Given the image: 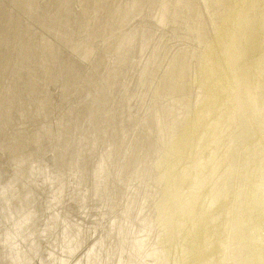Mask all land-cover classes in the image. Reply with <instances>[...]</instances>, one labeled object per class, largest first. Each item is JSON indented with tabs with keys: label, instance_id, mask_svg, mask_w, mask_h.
Returning a JSON list of instances; mask_svg holds the SVG:
<instances>
[{
	"label": "bare ground",
	"instance_id": "6f19581e",
	"mask_svg": "<svg viewBox=\"0 0 264 264\" xmlns=\"http://www.w3.org/2000/svg\"><path fill=\"white\" fill-rule=\"evenodd\" d=\"M123 3H124L126 23H123L124 20L122 16L124 15L122 14V16H120L118 20L120 21L119 25L117 26L116 30L114 29L113 36L112 34L109 35L110 40L100 35H97V38L99 37L101 40L100 42L103 43L102 44L103 49H101L100 53L103 52L110 45H113L115 41H118L119 43L131 42L130 45H128V49L125 51V53L126 54L130 53L129 55L133 54L132 57L133 62L129 63V66L134 67L136 69V73L133 76L131 75L129 78L130 81L135 84V90L133 91L132 98L133 101L136 102L135 105H140V109H142L143 112L142 115L143 116L146 115L147 118L149 119V123L146 125V127L140 130L138 133H136L134 141L131 143V145L127 149L126 155L121 160L122 166L127 167L124 170L125 176H123V179L121 180V182H123L124 184L123 204L127 201L125 203V205L127 206L124 208L118 207L117 210L110 215L109 217L111 218L110 223H108V225H106L105 228L102 229L103 232H106L104 234L105 239L104 241L99 242L97 244L98 247L102 244L100 246L101 247L100 251H103L102 255L97 254V256L94 259L91 258L95 249L92 248L91 251L88 250L86 252L85 244H81L71 252V245L74 244V242L72 241L68 243L66 241V237L70 233L79 230L78 228L81 225L84 215L82 218H79L77 216L62 218L61 213L65 214L66 211H69V213H77L76 211L78 209L84 211L87 207H89L90 182H89V186L85 189L76 188V187L75 189H73L71 188V186L76 185L78 181L81 180L83 175L82 166L87 164L88 162H90V165H93L95 158L93 156L94 153L92 147L89 145L87 141H85V143L83 144L75 143L73 150L68 151L70 146L66 145L67 141L66 140L60 141L61 139L65 138V136L59 135L54 137L52 139V141L54 142V145L52 146L53 150L48 152V154L51 155V157H49L50 159L48 158L43 160V165H41V163L37 160V158H35L34 164L36 168L35 169L36 174L30 173L29 175H27L28 173H25L26 176L28 177L27 179L30 180V183L33 182L35 184L36 189L48 194L47 205L51 206L54 210V212L51 215H48L50 218H52L50 222L45 223L43 225L41 220H39L36 229L33 230L36 238H39L40 241L42 242V246L45 248L47 254L41 256L39 254H36L34 255L35 257H31L25 260H19V264H39V261L42 262V264L44 263L55 264L58 260H60L62 264H111L113 257L116 255L118 257L119 254H125V255L124 257L121 258V261L117 262L116 264H180V261L182 263L183 261V258L181 257L182 255L181 254L177 255L176 252L177 251L176 249H179V246L177 247L175 245H180L181 248L182 246L183 248H185V246L182 244H185L187 242H184L185 240L183 237H182L183 240L181 237H178L177 236L178 233H175L176 235L173 234L174 232L173 226H172L173 229L172 231V229L170 228L171 222L169 218H167L166 216L167 215L166 212L169 210L168 208L171 200V197L169 198L171 187L169 186L173 184L174 181H175L176 189H175V195L173 194V196H175V198L177 199H179L178 197H180V195H178L179 193L181 194L182 197L185 196L184 193H182L179 190V186L181 184H184V181L180 175H177L178 173L181 172V165H182L181 163L185 160L184 163L185 166L186 165H188L189 167L193 166L194 168L192 169H194L195 171L196 170L201 171L206 176V178L209 177L210 181H215L217 176L215 175L214 177V173L217 172V167H218L217 162H221L224 164V159L222 160L220 156L227 143L226 139L228 138V134L230 132L229 131L230 126L234 125L235 123L234 118L237 115V112L239 111L240 104L241 103L246 104V101L247 102L249 101L254 111L259 112L261 114L264 113V0H175V2H172V0H123ZM152 5H154L155 9L157 8L158 11L160 10V13L156 14L157 16L154 15L155 14L154 12L153 15L148 14L149 12L147 13V11H149ZM80 7H81L80 9L82 10L79 12L82 14L84 18H86L83 11L84 10L86 11L87 8L85 9V7H82V3ZM4 14L5 13L3 14L0 13L1 16H3ZM103 15L105 20L109 19L106 13H104ZM147 19L155 24L154 27L156 28L155 30L157 32V33L153 32L155 36L158 34L159 36L164 37L165 35L163 34L164 32H168V30L169 31L172 30L174 32V36H177V40H179V43L181 44V47L179 49L177 50L174 49L175 51H169L170 54L168 53V51L166 52V54L163 52L164 53L163 56L160 59H157L158 62L154 57H151V55L150 58L148 59L142 60L143 57L140 59V56L142 55L144 49H147L146 47H149V44L153 42L151 37H149L150 35H148L149 29L145 28L146 23L144 22H147ZM208 22L212 24L213 26L212 31L215 34L214 36L215 39H213L211 43L209 42L210 40L209 36H213V35L209 28ZM248 31H249L248 38L246 39L247 35L245 34ZM138 33L140 34L139 35L140 37L145 39L144 42H142L141 44L136 43L135 41L136 38H138L137 37ZM128 36H130L131 38ZM167 40H169V38H167ZM41 42H40V46H41ZM244 45L246 47L245 52L246 53L249 52L253 56L252 60L249 61L247 66H246V62L244 65H242L239 62L241 60L239 56L242 55ZM134 47L137 48V56L135 55L134 52H131L132 48ZM167 48L169 47H166L165 50H167ZM110 51L111 50H109L108 53H110ZM171 52L174 53L172 54ZM41 53L47 56V57L43 56V61H41V65H43L50 61L52 55L49 54L50 51L48 52L43 51ZM25 57L26 56L22 55L21 60H23ZM28 67L30 68L29 61L28 62L25 61L20 63L19 69L24 70V69H28ZM116 67L118 69V63ZM244 68L246 69L244 70ZM45 71L49 72L48 69H45ZM109 78L110 76L108 74L106 78V81L109 86L108 93L109 96L112 97L115 93V90L117 95L119 94V86L114 84L113 82H110ZM239 98L240 100L243 99L242 102L239 100ZM11 100L15 108L14 110L20 111L21 104H17L13 98H11ZM85 103L86 101L79 105H70L68 107L66 106L67 116L62 118V120L69 123L71 120L70 113H72L75 116L74 110H76L80 105H83ZM250 105H248V107L251 108ZM42 109L43 107L40 106L39 104L35 107H30V112L28 116L29 119H31L32 117L39 116L40 113L42 112ZM21 112L23 115L22 117H24L25 114L27 115L28 113L26 108H23ZM61 112L64 111L62 110ZM256 112L253 113L255 114ZM42 121L44 127H46L45 117L42 118ZM94 122L97 123L96 121ZM59 124H61L60 129L65 128L67 126V125H63L62 123ZM99 125L100 124H98L97 127L94 124V129H99V131L104 130L105 133L103 131L102 133H103V138L105 139L106 142L101 141L100 132H95V137L93 138L92 145L97 146V144L101 142L104 144V147L108 146L109 145L108 133L110 130V124L104 123V125L101 127H99ZM37 126L38 129L41 127L40 124H38ZM251 129L254 128L251 127ZM261 140L262 138L260 139V141ZM228 146L229 145H227V147ZM262 146H264V144ZM110 156L113 157V154L111 152H110ZM190 160H192L193 163H191ZM14 161L19 162V159L14 158ZM28 161H30L32 164L33 157H29ZM60 164H63L62 168L54 174L51 173V171L47 172V170H45V168L48 169L47 168L48 166L54 167ZM257 168H255V170ZM192 169H185V170L182 169V170L183 172L189 174L191 173ZM258 172H260V169L259 171H257V174L259 175ZM60 173H61V177H60L61 182L58 184L57 183V180L59 179L58 174ZM257 174L255 176H257ZM252 175H254V172L252 173ZM263 175H261L262 178H264ZM91 176L92 173H89L88 176L89 179H91ZM33 177H36L37 180H34ZM260 178H258L257 183ZM255 179H253V181H255ZM178 180H180V183L181 182L182 183L178 184L177 183ZM118 181H119V177L117 182ZM244 182H246V180ZM206 183L207 181L205 182V184ZM247 184L248 183L246 182L245 185ZM191 188L194 189V187ZM248 188L247 191H249ZM197 192H195V194ZM251 192L252 191L250 188V191L248 193ZM256 193L257 191L255 192V194ZM258 193L259 194L257 195L261 196L262 192H258ZM241 194L244 195V193ZM252 194L250 195L248 194V196H246L247 201L249 196L251 200ZM257 195L255 196L256 200H258ZM233 196H235V194ZM58 197H59V201H57ZM71 198L73 199L71 200ZM262 198L264 199L263 196ZM255 199L252 200L255 201ZM181 200L182 199H180V201ZM230 203H228V205L230 206L234 204V203L232 204ZM250 203L251 202H249V204ZM256 204L258 203H255V205ZM206 206L208 205L206 204ZM252 206L254 207V205ZM257 206L260 205L258 204ZM240 207L243 208V206L241 205ZM245 207L247 208V206L244 205L245 213L242 211V209L240 212L246 214V212L249 210L245 209ZM230 208H228V210ZM250 208L252 209V207ZM255 208L256 206L254 207V209ZM254 209H252V211ZM256 209H259V207H257ZM259 210H255L253 212L258 211V214H261L262 212L261 210L260 211ZM217 211L220 212L219 210ZM232 211L234 212L233 209ZM215 212L216 210L210 213H215ZM227 213L229 214V212H226L225 214ZM225 214L224 216L223 214L221 215L225 217ZM230 214H232L231 211ZM240 214L242 215V213ZM255 214H257V212ZM41 216L39 219H41ZM214 216H216V214H214ZM205 217L208 218L207 216ZM244 217H246V215ZM225 218L223 220H225ZM227 218L229 220L228 215ZM231 218L230 220L234 219ZM240 218H238V220ZM243 218L242 220H244ZM56 219H62L63 222L62 230H56L54 228L53 221ZM215 220L216 219H214V221ZM228 220H225L224 228L227 227L228 224H226V222ZM230 220L227 223H230L231 222ZM251 220L253 224L254 222H256L254 219ZM208 221L207 223H209ZM207 223L206 226H208ZM213 225H211V227H213L214 229ZM231 227L233 231H235L234 229L237 226H234L235 228H233V226ZM201 229L202 228L200 227V230ZM224 230L227 229H223L222 233L224 232L226 233V231ZM207 232L209 231L207 230ZM227 232L229 231L227 230ZM202 233H203V229H202ZM20 234L24 235L22 240L23 243L25 244V247L26 246L32 247L31 239L26 232V228H24ZM227 234L229 233H226V236ZM235 234L234 237H236ZM185 235L186 234L184 232V237H186ZM200 235L203 236V234L201 233L198 236ZM211 235L209 236L212 238ZM254 235H252L253 237L251 236L249 237L251 239L252 238L254 239V237H256ZM8 237L9 236H5L3 239H0V248H2V252L8 250L6 249ZM177 237L179 241H177ZM197 237L195 238V240L197 239ZM229 238H227V240H229ZM250 238L249 239L247 238L248 241L250 240ZM202 240L204 239H201V243L203 244L204 241L202 242ZM188 241L190 242L189 239ZM239 241L242 240L238 239V242ZM248 241L246 242V244L250 243V241L249 242ZM201 243L199 242L198 244ZM241 243L243 244L244 242ZM195 244L197 245V243ZM205 244L206 242L204 243V245ZM188 246L191 247V244L189 243ZM222 246L225 247L223 244ZM190 247L188 248L189 250L192 249ZM13 248L15 247L13 246ZM252 248H254L255 250L258 249L255 248L254 246H252ZM252 248L250 246L251 250ZM127 249L131 250V254L135 256V260H132L131 257L127 253H125ZM226 249L228 250V248ZM180 250L181 249H179L178 252ZM183 250L185 251V249ZM189 250L188 253L192 252ZM212 250L215 251L214 249ZM241 250L242 247L240 251ZM91 252L92 254H90ZM204 252L206 251L204 250ZM228 252L229 251H227L226 253ZM214 253L211 254L214 255ZM248 253L250 254V252ZM174 254H176V256ZM241 254L243 253L241 252ZM226 255L228 254H225V256ZM185 256L183 254V257L185 259L184 262L186 263V259L189 258L190 256L189 257H185ZM200 256L202 255L200 254L197 257ZM85 257L88 258L85 259ZM72 258H75L76 260L73 261L70 260ZM90 258L93 259L91 262H89ZM227 258L225 260H227ZM217 259L219 258L217 257ZM256 259L257 258H255V260ZM188 260L190 261L191 259H187V261ZM203 260L202 261L200 260V263L205 261ZM222 260H224V258ZM191 261H196V259ZM230 261L231 260L229 258V261L227 260V262ZM256 262L258 261L256 260ZM200 263L198 262L197 264Z\"/></svg>",
	"mask_w": 264,
	"mask_h": 264
},
{
	"label": "water",
	"instance_id": "95a60500",
	"mask_svg": "<svg viewBox=\"0 0 264 264\" xmlns=\"http://www.w3.org/2000/svg\"><path fill=\"white\" fill-rule=\"evenodd\" d=\"M81 3L87 8L83 11L86 19L76 6L80 7ZM0 11L5 13L0 15V239L9 236L8 250L2 252L0 248V264H19V260L47 254L33 230L39 220L43 225L50 222L52 218L48 215L54 210L47 205L48 194L36 189L25 173L36 174L35 158L43 165L48 152L53 150L52 139L59 135L65 136L60 141H67L68 151L73 150L75 143L87 141L94 153L93 165L90 162L83 165L81 180L71 186L85 189L90 182L89 207L84 211L78 209L77 213H61L62 218H82L84 215L79 230L67 235L66 241L74 242L71 252L81 244H85L86 252L95 249L93 254L90 253L94 259L97 254L102 255V244L99 247L97 244L105 239L106 232L102 229L110 223V215L118 207L127 206V201L123 204L124 184L121 182L127 167L122 166L121 160L136 133L149 123L147 116L142 115L140 105H135L132 98L135 84L129 78L136 69L129 66L133 54L125 53L131 42L115 41L101 53L97 48V35L110 40L109 35L113 36L122 14L123 23H126L123 0H0ZM104 13L108 20L103 18ZM146 27L149 28L148 23ZM139 35L135 41L141 44L145 39ZM73 45L77 49H71ZM42 50L50 51L52 55L43 65V56H47L41 53ZM131 52L137 56V48H132ZM22 55L26 56L23 60ZM20 60L29 61L30 68L19 70ZM108 74L109 81L119 86V94L115 90L112 97L108 93ZM11 98L21 104L19 114L14 110ZM85 101L74 110L75 116L70 113L69 123L62 120L67 116L66 106ZM38 104L43 107L42 112L29 119L30 107ZM23 108L28 112L24 117ZM59 123L67 126L60 129ZM104 123L110 124L109 145L104 147L99 142L98 147L93 146L95 132H100L101 141L106 142L104 130L94 129V124L101 127ZM38 124L41 125L39 129ZM29 157H33L32 164ZM62 166H48L45 170L54 174ZM89 173H92L91 179ZM58 177L59 184L61 173ZM33 179L37 180L36 177ZM53 226L62 230V219L54 220ZM24 228L32 247H25L23 243L24 235L20 233ZM125 253L135 260L131 250L127 249ZM124 255L114 256L111 264L121 261ZM91 258L89 262L93 260ZM55 264L62 262L58 260Z\"/></svg>",
	"mask_w": 264,
	"mask_h": 264
},
{
	"label": "rangeland",
	"instance_id": "374dc122",
	"mask_svg": "<svg viewBox=\"0 0 264 264\" xmlns=\"http://www.w3.org/2000/svg\"><path fill=\"white\" fill-rule=\"evenodd\" d=\"M32 2V1H31ZM172 2H175V0H172ZM172 5H173V3H172ZM77 7H78V9H79V11H81L82 9H80L81 7H79L78 5H76ZM80 6H81V4H80ZM205 6V5H204ZM152 10V11H151ZM149 12V13H148ZM155 14H154V13ZM0 13L1 14H3V12L2 11H0ZM147 13L148 14H150V15H156V14H159L160 13V10L158 11V9L156 8L155 9V7H154V5H152L151 7H150V9H149V11H147ZM157 16V15H156ZM87 18H90V17H87ZM103 18H104V15H103ZM84 19H86V18H84ZM94 20V19H93ZM144 21H146V20H144ZM207 21H209V20H207ZM144 23H146L145 24V28L146 29H149V31H148V35H150L149 37H151V39L153 40V42L152 43H150L149 44V47H146L147 49H144V51L142 52V55L140 56V59L142 58V60H145V59H148V58H150V55H151V57H154L156 60L157 59H160L162 56H163V54L165 53L166 54V52L168 51V53L170 54V52L169 51H175V50H177V49H179L180 47H181V44L179 43V40H177V36H174V32L172 31V30H168V32H161V33H163V34H165L164 35V37H165V39H164V37L162 36H159L158 34L155 36V34L154 33H157L156 32V28L154 27L155 26V24L152 22V21H150V20H148L147 19V22H144ZM147 23H148V27L149 28H147L146 26H147ZM208 24H209V28H210V30H211V33H212V35L213 36H209V38H210V40H209V42L211 43V41H213V39H215L214 38V36H215V34L213 33V26H212V24H210L209 22H208ZM211 25V26H210ZM152 28V29H151ZM154 32V33H153ZM248 33H249V31L248 32H246V34L245 35H247L246 36V39L248 38ZM152 35H153V37H152ZM170 35V36H169ZM155 37H156V39H155ZM176 37V38H175ZM163 38V39H162ZM167 38H169V40H167ZM99 39V40H98ZM155 39V40H154ZM172 39H174V40H172ZM163 40V41H162ZM167 40V41H166ZM92 41V40H91ZM101 40H100V38L98 37H96V43H97V48H100V51H101V49H103V43H101L100 42ZM158 42V43H157ZM162 42V43H161ZM172 42V43H171ZM178 42V43H177ZM99 43V44H98ZM178 45H177V44ZM91 44H93V42H91ZM164 45V46H163ZM171 45V46H170ZM177 45V46H176ZM71 47V49H77L74 45L73 46H70ZM102 47V48H101ZM166 47H169V48H171V49H169V48H167V50H165L166 49ZM158 48V49H157ZM162 48V49H161ZM164 48V49H163ZM169 49V50H168ZM175 49V50H174ZM245 49H246V47H245V45H244V47H243V52H242V50H241V52H242V55L241 56H239V58H241V60L239 61L242 65H244L245 64V62H246V66L248 65V63H249V61L250 60H252V55L248 52V53H246L245 52ZM147 51H148V53H147ZM160 53H159V52ZM150 52V53H149ZM155 52V53H154ZM164 52V53H163ZM172 53V52H171ZM174 53V52H173ZM172 53V54H173ZM171 54V55H172ZM158 55V56H157ZM243 58V59H242ZM251 58V59H250ZM157 62H158V60H157ZM143 63V62H142ZM141 63V64H142ZM246 68H244V70H245ZM19 70H21V69H19ZM246 73H247V70H246ZM1 99V98H0ZM239 100H240V98H239ZM243 100V99H242ZM242 100H240L241 102H242ZM5 101H3L2 103H4ZM240 102V103H241ZM239 103V104H240ZM243 104L244 103H241L240 104V107H239V111L237 112V115L235 116V123H234V125H232V126H230V132H229V134H228V138L226 139L227 140V143H226V145H225V147H224V150H223V152H222V154H221V159L223 160L224 159V164L223 163H221V162H217V165H218V167H217V172L216 173H214V177H215V175L217 176L216 177V180L215 181H210L209 180V177H207L206 178V176L201 172V171H195L194 169H192V168H194L193 166H188V165H184V163H185V160L181 163L182 165H181V172L180 173H178L177 175H180L181 177H182V179H183V181H184V184H181L180 183V180H178V184L180 183L181 185L179 186V190L182 192V193H184V195L186 196H184V197H182L181 196V194L179 193L178 195H180V197H178L179 199H177V198H175V196H173V194L175 195V181L173 182V184H171L169 187H171V191H170V193H169V198L171 197V200H170V205H169V210L166 212V216H167V218H169V220H170V222H171V226H170V228L172 229V226H173V229H174V232H173V234L174 235H176L175 233H178V237H183L184 238V242H187V243H185V244H182V245H184L185 246V248H183V246H182V248L183 249H185V251L180 247V245H175V246H179V249H181L180 251L182 252H178V250L179 249H176L175 251L177 252V255H182L181 257L183 258V261H182V263L183 264H191L192 262L195 264H197L198 262L200 263V260L202 261L203 260V257H204V260L206 261H204V262H201L202 264H264V220H262V219H264V206H261V205H264V199L262 198V196L264 197V194H263V192H264V178H262L261 177V175H263V173L264 172H262V171H264V146H262L263 144H264V113H259V112H256V111H254L253 110V108H252V106L250 105V103H249V101L247 102L246 101V104H244V106H246V107H244L243 106ZM248 105H250L251 106V108L250 107H248ZM246 108V109H245ZM253 111H252V110ZM247 110V111H246ZM251 111V112H250ZM247 112V113H246ZM253 112H256L255 114L253 113ZM18 114H19V111H18ZM259 114V115H258ZM257 116V117H256ZM262 117V118H261ZM261 120V121H260ZM262 122V123H261ZM261 123V124H260ZM237 125V126H236ZM250 125V126H249ZM254 127H253V126ZM235 126V127H234ZM233 127V128H232ZM251 127L252 128H254V129H251ZM236 128V129H235ZM260 128V129H259ZM260 130V131H259ZM258 134H257V133ZM257 134V135H256ZM230 138V139H229ZM262 138V140L260 141V139ZM260 141V142H259ZM262 141H263V144H262ZM232 142V143H231ZM227 145H229L228 147H227ZM260 146V147H259ZM225 149H226V151H225ZM231 149V150H230ZM261 151H263V152H261ZM226 152V153H225ZM263 154V155H262ZM225 155V156H224ZM223 156V157H222ZM49 157H51V155H49L48 154V156L45 158V159H48ZM258 157H260V158H258ZM226 158V159H225ZM258 158V159H257ZM50 159V158H49ZM263 159V160H262ZM254 160H255V162H254ZM191 161V163H193L192 162V160H190ZM252 162V163H251ZM263 163V164H262ZM243 165V166H242ZM253 165V166H252ZM259 165V166H258ZM185 166V167H184ZM183 167V168H182ZM188 167V168H187ZM226 167V168H225ZM249 167H251V168H249ZM258 167V168H257ZM255 168H257L256 170H255ZM185 170V169H192V171H191V173H186V172H183V170ZM229 169V170H228ZM259 169H260V172H258L259 173V175L257 174V171H259ZM241 170V171H240ZM225 171V172H224ZM233 171H235V172H233ZM256 171V172H255ZM231 172V173H230ZM254 172V175H252V173ZM262 172V173H261ZM228 173V174H227ZM242 173V174H241ZM246 173V174H245ZM186 174V175H185ZM220 174V175H219ZM230 174V175H229ZM257 174V176H255ZM229 175V176H228ZM232 175H234V176H232ZM253 177H252V176ZM179 176V177H180ZM232 176V177H231ZM237 176V177H236ZM245 176V177H244ZM251 176V177H250ZM259 176V177H258ZM264 176V175H263ZM201 177V178H200ZM226 177V178H225ZM235 177V178H234ZM240 177V178H239ZM256 179H255V178ZM261 177V178H260ZM199 178V179H198ZM230 178V179H229ZM245 178V179H244ZM255 179V181H253V179ZM258 178H260L259 179V181H258V183H257V180H258ZM226 179V180H225ZM207 181V183L205 184V182ZM225 180V181H224ZM238 180V181H237ZM246 180V182L248 183L247 185H245L246 184V182H244ZM248 180V181H247ZM205 181V182H204ZM232 183H231V182ZM251 181H253V182H256V183H253V182H251ZM213 184H212V183ZM225 182H227V183H225ZM236 182V183H235ZM241 182V183H240ZM251 182V183H250ZM234 183V184H233ZM242 183H244V184H242ZM191 186H190V185ZM238 184V185H237ZM254 184V185H253ZM189 185V186H188ZM213 185H215V186H213ZM223 185V186H222ZM234 185V186H233ZM207 186V187H206ZM254 186V187H253ZM258 188H257V187ZM191 187H194V189H192ZM201 187V188H200ZM248 187H250L251 188V193H248L249 191H250V188H248ZM257 188V190H256V188ZM262 187V188H261ZM198 188V189H197ZM220 188V189H219ZM246 188V189H245ZM247 188H248V190L249 191H247ZM189 189V190H188ZM209 189H211V190H209ZM213 189V190H212ZM237 189V190H236ZM203 190V191H202ZM218 190V191H217ZM222 190V191H221ZM244 190V191H243ZM257 191V193L255 194V192ZM198 191V192H197ZM235 191H236V193H235ZM245 191H247V192H245ZM172 192V193H171ZM191 192V193H190ZM195 192H197L196 194H195ZM201 192H203V193H201ZM209 192H211V193H209ZM230 194H229V193ZM239 192V193H238ZM258 192H262V194H261V196L260 195H257V194H259ZM220 193V194H219ZM223 193V194H222ZM241 193H244V195L243 194H241ZM245 193H247V194H245ZM253 193V194H252ZM193 194H194V196H193ZM201 194H202V196H201ZM209 194V195H208ZM227 196H229V197H227ZM235 194V196H233ZM248 194L250 195V194H252V198H251V200H250V196L248 197V201L249 202H251L250 204H249V202L247 201V197L246 196H248ZM188 195V196H187ZM213 197H212V196ZM217 195V196H216ZM241 195H243V196H241ZM257 195V199L258 200H256L255 198V196ZM216 196V197H215ZM227 198V200L229 201H227L226 200V198ZM233 196V197H232ZM254 196V197H253ZM260 196V197H259ZM173 197H174V199H173ZM191 197V198H190ZM196 197V198H195ZM205 197V198H204ZM208 197V198H207ZM243 197V198H242ZM246 197V198H245ZM194 198V199H193ZM201 200H200V199ZM260 198H262V199H260ZM180 199H182L181 201H180ZM214 201H213V200ZM215 199H216V201H215ZM222 199V200H221ZM233 199H234V201H233ZM242 199H243V201H245V202H243L242 201ZM252 199H255V201L254 200H252ZM260 199V200H259ZM190 200V201H189ZM197 200V201H196ZM230 203V202H232V203H234V204H232V203H230V204H232L231 206L230 205H228V203ZM238 201V202H237ZM253 201V202H252ZM260 203H259V202ZM261 201H262V204H261ZM178 202V203H177ZM187 202V203H186ZM193 202V203H192ZM199 202V203H198ZM208 202V203H207ZM211 202H214V203H211ZM189 203V204H188ZM195 203V204H194ZM225 203H227V204H225ZM238 203V204H237ZM254 203V204H253ZM255 203H258L260 206H257L258 204H256L255 205ZM201 204V205H200ZM206 204L209 206V208H210V210H209V208H208V206H206ZM220 204V205H219ZM222 204H224V205H222ZM245 206H247V208L245 207V209H247V210H249V211H247L246 212V214H244L245 213V211H244V205ZM247 204V205H246ZM254 205V207L256 206V208L257 207H259V209L261 210V212L263 213H261V212H259V213H261L262 214V216H261V214H258V211H256L257 212V214H255L256 212H253V211H255V210H259V209H254V207L252 206V205ZM172 205V206H171ZM179 205V206H178ZM187 205V206H186ZM197 205V206H196ZM211 205V206H210ZM217 205H218V207H217ZM240 205L241 206H243V208L242 207H240ZM249 205V206H248ZM185 206V207H184ZM214 206V207H213ZM234 210V212L232 211V209L230 208V207ZM189 207H190V209H189ZM193 207V208H192ZM230 208L229 210H228V208ZM234 207V208H233ZM250 207H252V209H254L253 211H252V209L250 208ZM174 208V209H173ZM208 208V209H207ZM212 208V209H211ZM214 208V209H213ZM216 208V209H215ZM223 208V209H222ZM226 208V209H225ZM198 209H200V210H198ZM241 209H242V211L244 212H240L241 211ZM251 209V210H250ZM173 210V211H172ZM198 210V211H197ZM216 210V212L215 213H210V212H212V211H215ZM217 210H219L220 212H218ZM225 210H226V212H229V214L227 213V214H225L226 212H225ZM259 210V211H260ZM209 211V212H208ZM230 211H231V213L232 214H230ZM179 212V213H178ZM217 212H218V214L220 215H218L217 214ZM198 213H200V214H198ZM210 213V214H209ZM240 213H242V215L240 214ZM196 214V215H195ZM201 214H202V216H201ZM214 214H216V216H214ZM221 214H223V216H224V214H225V217H223ZM238 214H239V216H238ZM254 214V215H253ZM194 215V216H193ZM210 215V216H209ZM227 215L229 216V220H230V218L231 217H233V218H231V219H233V220H230L231 222L230 223H227V222H229V220H228V218H227ZM231 215V216H230ZM246 215V217H244ZM256 215H258V216H256ZM260 215V216H259ZM193 216V217H192ZM205 216H207L208 218H206ZM212 216V217H211ZM216 217V218H214V217ZM218 216V217H217ZM235 216V217H234ZM249 216V217H248ZM252 216V217H251ZM254 216V217H253ZM190 217V218H189ZM196 217H197V219H196ZM199 217V218H198ZM240 217H244L243 219L244 220H242V218H240ZM258 217V218H257ZM220 218V219H219ZM225 218V220H228L227 222H226V224H228L227 225V227H226V225H225V227L226 228H224V223H225V220H223ZM238 218H240L239 220H238ZM256 218H257V220H256ZM261 218V219H260ZM187 219V220H186ZM192 219V220H191ZM204 219V220H203ZM205 219H207V220H205ZM214 221V219H216V220H218V221H212V220ZM251 219H254L256 222H254V224L252 223V220ZM172 220V221H171ZM179 220V221H178ZM209 220V221H208ZM251 221V223H250V221ZM174 221V222H173ZM193 222V224H192V222ZM199 221V222H198ZM202 221V222H201ZM207 221L209 222V223H207ZM246 221V222H245ZM202 223V225H201V223ZM219 222V223H218ZM234 222H235V224H234ZM243 224H242V223ZM204 223V224H203ZM206 223L208 224V226H206ZM210 223H211V225H213L214 226V229H213V227H211V225H210ZM216 223V224H215ZM240 223V224H239ZM179 224V225H178ZM188 224V225H187ZM192 224V225H191ZM234 224V225H233ZM175 225V226H174ZM196 225V226H195ZM218 225V226H217ZM250 227H249V226ZM192 226V227H191ZM198 226V227H197ZM231 226H233V228H235L234 226H237L234 230L235 231H233V229H232V227ZM243 228H242V227ZM245 226H247V227H245ZM252 226V227H251ZM180 227V228H179ZM194 227V228H193ZM200 227L203 229V233H202V229L200 230ZM206 227V228H205ZM239 227V228H238ZM263 227V228H262ZM187 228V229H186ZM197 229V231L199 232V234L201 233V234H203V236L204 237H206L207 235V237L206 238H204L202 235H200V236H198L199 234H198V232L196 231V229ZM208 228V229H207ZM227 229L229 232H227V230H224V231H226V233H229V234H227V236H226V233L224 232V233H222L223 232V229ZM238 228V229H237ZM173 229H172V231H173ZM184 231H183V230ZM199 229V230H198ZM230 229V230H229ZM231 229H232V231H231ZM241 229V230H240ZM246 229V230H245ZM260 229V230H259ZM176 230V231H175ZM207 230L209 231V232H207ZM212 230H213V232H212ZM252 230V231H251ZM188 231V232H187ZM192 231H194V232H192ZM205 231V232H204ZM216 231V232H215ZM240 231V232H239ZM245 233H244V232ZM247 231H250V232H247ZM258 231V232H257ZM183 232V233H182ZM184 232H185V236L187 237H184ZM191 232V233H190ZM233 232V233H232ZM236 234H235V233ZM239 232V233H238ZM192 233H194V234H192ZM208 233V234H207ZM263 233V234H262ZM189 234H191V235H189ZM206 234V235H205ZM212 234V235H211ZM218 234V235H217ZM225 234V235H224ZM234 234L236 235V237H234ZM255 234V235H254ZM181 235V236H180ZM196 235V236H195ZM209 235H211L212 236V238L209 236ZM252 235H254V236H256V237H254V239L252 240L249 236H251V237H253ZM198 236V237H197ZM230 238H229V237ZM248 236V237H247ZM178 237H177V241H179L178 240ZM197 237V239L195 240V238ZM209 237V238H208ZM229 238V240H227V238ZM183 238H182V240H183ZM193 240H192V239ZM220 238V239H219ZM235 238V239H234ZM244 240H243V239ZM250 238V243H248V244H246V242L248 241V239ZM188 239L190 240V242L188 241ZM201 239H204V240H202V242L204 241V243L206 242V244L204 245V243L202 244L201 243ZM206 239H207V241H206ZM232 239V240H231ZM238 239H240V240H242V241H239L238 242ZM209 240V241H208ZM236 240H237V242H236ZM252 240V241H251ZM256 240V241H255ZM194 241H195V243H197V245L194 243ZM198 241V242H197ZM222 241H223V243H222ZM228 241V242H227ZM248 241V242H249ZM255 241V242H254ZM201 243V244H198V243ZM241 242H244L243 244L241 243ZM189 243L191 244V247L190 246H188L189 245ZM210 243V244H209ZM239 243H241V244H239ZM186 244H188V245H186ZM195 244V245H194ZM214 244V245H213ZM221 246H220V245ZM222 244L226 247V248H228V250L225 248V247H223L222 246ZM244 244H245V246H244ZM200 247H199V246ZM238 245H240V246H238ZM242 245V246H241ZM196 246V247H195ZM206 246H207V248H206ZM216 246H219V247H216ZM235 246H237V247H235ZM247 246V247H246ZM250 246H251V248H252V246H254L255 248H258L257 250H255L254 248H252V250L250 249ZM176 247V248H177ZM187 247V248H186ZM192 248V249H188V248ZM198 247V248H197ZM221 247V248H220ZM223 247V248H222ZM230 247H232V248H230ZM241 247H242V250L240 251V249H241ZM238 248H240V249H238ZM196 249V250H195ZM200 249V250H199ZM208 249H209V251H208ZM212 249H214L215 251H213ZM188 250L189 251H192V252H189L188 253ZM194 250H195V252H194ZM204 250L206 251V252H204ZM229 251L228 253H226L227 251ZM233 250V251H232ZM236 251V254H235V251ZM217 251V252H216ZM201 252V253H200ZM214 252H216V253H214ZM241 252L243 253V254H241ZM248 252H250V254L248 253ZM252 252V253H251ZM260 254H259V253ZM185 253H186V256H185ZM190 253H192L193 254V257H192V254H190ZM194 253H196V254H194ZM197 253H198V255H197ZM202 255V256H200V257H197V256H199L200 254ZM204 253V254H203ZM211 253H214V255H212ZM224 253V254H223ZM230 253V254H229ZM258 253V254H257ZM183 254H184V256L185 257H189V258H187V259H191V260H195L196 259V261H187V259H186V263L184 262V257H183ZM215 254H216V256H215ZM225 254H228V255H226L227 257H229L230 258V262H227V260L229 261V258H227L226 256H225ZM232 254V255H231ZM175 256H176V254H174ZM188 255V256H187ZM197 255V256H196ZM213 256V257H212ZM236 256H238V257H236ZM196 257V258H195ZM217 257L219 258V259H217ZM227 258V260H225L226 258ZM193 258H195V259H193ZM202 258V259H201ZM224 258V260H222ZM233 258V259H232ZM249 258V259H248ZM251 258H252V260H251ZM255 258H257L256 260L258 261V262H256V260H255ZM245 261H244V260ZM199 260V261H198ZM210 260V261H209ZM212 261V262H211ZM215 261V262H214ZM221 261H223V262H221ZM234 261H236V262H234ZM242 261H244V262H242ZM191 262V263H190ZM218 262V263H217ZM254 262V263H253ZM256 262V263H255ZM181 263V261H180V264H182ZM192 263V264H193ZM200 263V264H201Z\"/></svg>",
	"mask_w": 264,
	"mask_h": 264
}]
</instances>
